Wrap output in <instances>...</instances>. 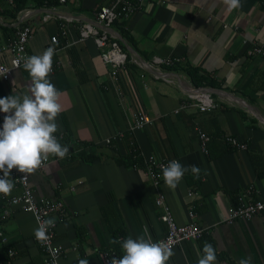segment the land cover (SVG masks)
Returning <instances> with one entry per match:
<instances>
[{"label": "crops", "instance_id": "crops-1", "mask_svg": "<svg viewBox=\"0 0 264 264\" xmlns=\"http://www.w3.org/2000/svg\"><path fill=\"white\" fill-rule=\"evenodd\" d=\"M112 1H32L11 20L5 11L9 3L0 0V62H10L3 26L20 23L34 28L31 55L54 47L53 60L60 62L49 74L61 93L60 131L54 135L70 131L74 148L63 159L50 154V163L31 173L30 183L38 198L66 205L64 215L53 216L63 248L61 264H78V257L103 264L102 252L115 247L116 225L134 239L161 237L167 230L161 219L166 206L178 224L194 220L206 234L183 241L167 264H197L206 241L221 256L215 264H238L248 256L253 264H264V210L250 220L226 221L236 195L249 189L250 198L264 200V55L248 54L256 44L264 47V0H241L243 6L231 11L223 0H152L111 26L96 23L98 8ZM49 13L53 17L45 21ZM85 22L122 44L128 62L118 81L111 78L94 38H82ZM53 35L57 43L51 41ZM155 57L182 60L169 67L155 64ZM194 67L221 86H196L188 72ZM30 85L24 68L14 70L8 80L0 79V98L30 95ZM201 89L211 92L215 110L181 108L189 93ZM138 109L153 123L132 131ZM5 115L0 112L1 119ZM199 131L210 136L206 150ZM120 133L121 139L106 143ZM228 135L247 147H233L225 140ZM133 143L144 162L149 155L177 158L186 167L198 166L199 178L189 171L174 189L164 180L155 186L145 167L118 161L130 154ZM92 154L97 158L86 160ZM19 193L17 188L11 192ZM159 193L165 195V206L157 204ZM37 227L34 215L19 207L3 219L0 231L15 250L8 255L11 264H45L34 235Z\"/></svg>", "mask_w": 264, "mask_h": 264}, {"label": "built area", "instance_id": "built-area-1", "mask_svg": "<svg viewBox=\"0 0 264 264\" xmlns=\"http://www.w3.org/2000/svg\"><path fill=\"white\" fill-rule=\"evenodd\" d=\"M8 3L14 2V0H6ZM68 0H59L60 3H66ZM152 0H113L110 4L101 5L96 11V23L111 26L118 19L128 18L132 14L141 10L146 3ZM52 14H47L44 20L52 18ZM81 35L83 39L92 37L94 38L98 47L102 49L101 56L105 63L110 66V75L114 82L118 81L120 74L126 68L128 62V55L124 51L122 45L118 39L107 30H99L93 23H83L80 27ZM34 28L30 24L18 25L12 40H10L4 51L10 56V62H0V79L8 80L13 71L23 68V61L26 57L32 56L28 51V44L33 37ZM53 43L58 42L57 35H53L51 38ZM248 54L264 55V47L261 45H254L248 49ZM180 57H155L153 59L155 64L166 65L173 67L181 62ZM60 62L53 60L52 72L60 68ZM122 97L123 93L120 92ZM123 98V97H122ZM197 106L202 112L213 111L217 108L211 92L206 89H201L188 94V99L181 105V108L189 106ZM4 120L0 118V128H2ZM153 123L152 117L144 110L138 109L134 112L133 119L129 126V129L134 131L136 129H142L150 126ZM122 133L114 136L112 139L106 140L107 144L112 143L113 140L121 139ZM199 137L201 139L202 148L207 149V143L210 141V136L206 133L199 131ZM225 140L233 147L239 150L245 149L247 145L242 141H239L236 137L228 135ZM178 160L177 158L162 157L158 158L155 155H149L145 160V172L151 179L155 186H159L164 180L161 170V165H166L171 160ZM51 158L42 161V165L37 170H43L50 163ZM179 161V160H178ZM180 162V161H179ZM138 168V165H133ZM2 175V173H0ZM26 175V179H24ZM31 174H23L17 170L12 171V177L15 179V187L20 189L19 194H1L5 200V206L3 209L2 218H6L11 213L12 207H19L23 211L30 212L34 215L36 221L37 218L49 219L53 216H62L65 214L66 205L63 201L53 199L50 197H37L35 190L30 183ZM251 190L247 189L246 192L238 195V205L233 206L226 218L227 222H233L236 219H252L256 214L264 210V200H255L250 198ZM157 204L165 206V195L159 193L157 198ZM195 216L194 207H191L190 217ZM162 221L167 224L166 232L159 238L153 239V242H164L168 244L172 249H175L183 241L199 240L204 234V230L199 224L191 220L186 224H178L169 208L166 206V212L161 217ZM57 221L55 227L48 230V240L45 242L38 241L40 248L44 254L45 264H61V258L63 256V248L58 244L56 240L57 235ZM0 238L3 243L8 242L7 236L0 231ZM15 254L14 249H9V255L12 257ZM120 258L109 250L102 252L103 264H109L111 258Z\"/></svg>", "mask_w": 264, "mask_h": 264}, {"label": "clouds", "instance_id": "clouds-1", "mask_svg": "<svg viewBox=\"0 0 264 264\" xmlns=\"http://www.w3.org/2000/svg\"><path fill=\"white\" fill-rule=\"evenodd\" d=\"M228 10L239 9L241 0H223ZM55 48L48 47L40 55L26 57L23 68L31 77L30 95H9L0 98V112L5 113L0 128V193L10 194L15 187L12 171L15 169L23 174H31L41 167L42 161L52 154L65 158L69 147L59 142L55 133L60 131L57 123L61 112L59 99L61 93L51 82L49 74L53 68ZM166 185L176 188L189 171L199 178L201 169L192 165L186 167L178 160H171L161 165ZM26 179V175L24 177ZM38 227L34 235L38 241L48 240V230L55 227V218H37ZM112 243H120L123 255L111 258L109 264H167L175 255L172 247L164 242H153L143 236H131ZM202 255L197 264H215L216 249L207 241L204 243ZM78 264H89V260L77 258ZM238 264H253L250 256L241 258Z\"/></svg>", "mask_w": 264, "mask_h": 264}, {"label": "trees", "instance_id": "trees-1", "mask_svg": "<svg viewBox=\"0 0 264 264\" xmlns=\"http://www.w3.org/2000/svg\"><path fill=\"white\" fill-rule=\"evenodd\" d=\"M32 1H36L39 4H50L53 2H59V0H14V2L9 3L7 9L5 10L7 12V15L11 18V20H16L18 17V14L24 10ZM25 24V23H20ZM3 30L6 32L7 37V43L12 40L14 33L16 31V26H3ZM121 44V43H120ZM122 45V44H121ZM78 60L73 59V63L76 64ZM179 64V63H178ZM188 72L191 75L192 81L196 86H209V87H218L221 86V83L217 81L215 78L203 75L199 72V69L189 68ZM70 131L65 132L64 134L56 135L59 139V142L69 147V152H71L72 148H74V143L71 141V135L69 133ZM134 144V143H133ZM98 156V155H97ZM95 154H92L90 156L86 157V160L92 161L95 158H97ZM120 163H124L126 165L132 166V165H138L139 167H145V162L143 158L139 155V150L137 149L136 144L132 146V150L130 154H128L126 157H121L118 159ZM235 200V206L238 205V195L234 197ZM5 206V200L2 198L0 194V226L2 224L3 218V209ZM112 228V227H111ZM112 235L115 240L122 241L123 239L129 237L127 235V232L120 226L116 225L115 229H112ZM206 237V234L203 235L202 239ZM12 246L6 245L2 242V239L0 238V264H11V258L8 257L9 255V249H11ZM111 253H114V255L121 257L123 255V250L120 243H115V247L113 249H109ZM217 255V254H216ZM217 256H220L219 254ZM221 257V256H220Z\"/></svg>", "mask_w": 264, "mask_h": 264}]
</instances>
